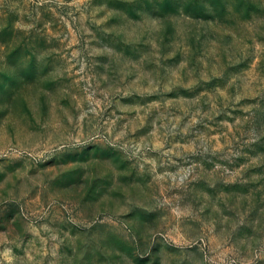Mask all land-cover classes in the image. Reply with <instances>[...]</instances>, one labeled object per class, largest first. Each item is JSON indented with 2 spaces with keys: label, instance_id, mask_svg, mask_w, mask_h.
Instances as JSON below:
<instances>
[{
  "label": "rangeland",
  "instance_id": "obj_1",
  "mask_svg": "<svg viewBox=\"0 0 264 264\" xmlns=\"http://www.w3.org/2000/svg\"><path fill=\"white\" fill-rule=\"evenodd\" d=\"M0 264H264V0H0Z\"/></svg>",
  "mask_w": 264,
  "mask_h": 264
}]
</instances>
